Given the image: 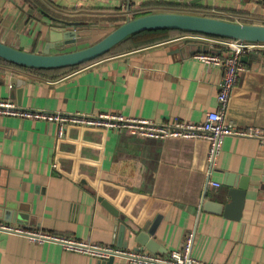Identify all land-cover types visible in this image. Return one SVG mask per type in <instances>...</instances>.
Instances as JSON below:
<instances>
[{
  "label": "crops",
  "instance_id": "1",
  "mask_svg": "<svg viewBox=\"0 0 264 264\" xmlns=\"http://www.w3.org/2000/svg\"><path fill=\"white\" fill-rule=\"evenodd\" d=\"M164 11L264 24V0H0V41L41 52L54 24L110 30L138 13ZM206 43L179 36L95 59L57 79L0 66V99L37 111L201 122L217 108L222 77L218 66L195 57ZM245 55L225 118L264 134V54ZM207 150L205 139L143 138L74 123L59 134L54 121L0 114V221L122 247L120 224L142 227L160 216L154 240L163 251L153 253L180 249L193 232L191 254L203 263L264 264V142L225 136L210 174L218 186L205 184ZM229 174L236 182L247 179L239 219L201 209L203 196L228 200ZM136 246L129 241L122 248L150 251ZM100 259L0 231V264H97ZM112 264L133 263L115 257Z\"/></svg>",
  "mask_w": 264,
  "mask_h": 264
},
{
  "label": "built area",
  "instance_id": "2",
  "mask_svg": "<svg viewBox=\"0 0 264 264\" xmlns=\"http://www.w3.org/2000/svg\"><path fill=\"white\" fill-rule=\"evenodd\" d=\"M128 3V0H122ZM187 38L197 37L207 42L205 50L195 53V57L207 64L218 66L222 70L217 93L218 105L216 110L208 111L201 122L174 120L171 122L156 123L148 119L137 117H124L120 114H66L61 112L29 110L16 106L13 102L0 99V114L20 116L25 118L54 121L58 124L59 134L70 123L87 126H102L118 130H126L131 136L143 138H182L205 139L208 141L207 162L209 168L206 172V186L219 183L210 180V174L217 158L222 141L227 135L257 137L264 142V134L259 128H239L225 118L227 101L235 86L239 73L244 69L241 56L251 52L264 54V42L247 41L233 38H213L204 35H183ZM219 48H217V47ZM225 50V53L218 52ZM0 231L12 232L28 237L35 242L50 241L60 244L67 250L77 251L101 259L110 256L122 257L133 264H206L191 254L194 234L188 232L180 249L173 250L168 255L153 253L147 250H129L111 245H100L94 242L79 240L69 236L25 229L0 221Z\"/></svg>",
  "mask_w": 264,
  "mask_h": 264
},
{
  "label": "water",
  "instance_id": "3",
  "mask_svg": "<svg viewBox=\"0 0 264 264\" xmlns=\"http://www.w3.org/2000/svg\"><path fill=\"white\" fill-rule=\"evenodd\" d=\"M158 28H179L243 41L264 42V24L244 23L195 13L164 11L128 18L96 40L92 33L99 29L97 26L83 23L54 24L50 27L48 39L41 52L21 50L0 41V57L31 67H59L78 64L101 56L134 32ZM85 43L86 45L79 48L63 51L71 46ZM51 50H58V52H51ZM246 57V55L241 56V60L244 61ZM21 83L22 80L17 81L18 99ZM233 176V174H229L226 181L229 186L227 190L228 200L220 201L203 196L201 209L215 214H223L232 219L240 218L244 206L247 179L241 178L236 182ZM261 180L264 181V169ZM99 199L103 201L102 198ZM102 203L115 216H118L117 210L109 202L103 201ZM21 216L23 215L19 214L20 218H22ZM159 220L160 216H157L152 222L145 223L142 227L130 226L126 228L123 223L120 224L118 245L126 247L129 241H133L140 248L145 247L152 252H162L163 250L154 240L155 228ZM139 247L136 246L135 249H140ZM114 258L110 256L106 259H100L97 264H112Z\"/></svg>",
  "mask_w": 264,
  "mask_h": 264
},
{
  "label": "trees",
  "instance_id": "4",
  "mask_svg": "<svg viewBox=\"0 0 264 264\" xmlns=\"http://www.w3.org/2000/svg\"><path fill=\"white\" fill-rule=\"evenodd\" d=\"M146 13H149V12L138 13L135 16L146 14ZM200 14L207 15V16H213V17H219V18L228 19V20H234L233 18L222 17V16H218L215 14H211L209 12H202ZM239 21L244 22V23H252L251 21L246 20V19H241ZM183 35H204V36L213 37V38H225L222 36L210 35L206 33H200V32H196L192 30H185V29H179V28L146 29V30L134 32L126 36L118 44L114 45L111 49H109L104 54H102L101 56L95 59L108 56V55H115V54L125 52V51H130L133 49L141 48L147 45H152L155 43H159V42L172 39L175 37L183 36ZM95 59L88 60V61L78 63V64L59 66V67H31V66L14 63L12 61H9V60H6L0 57V66H7V67H11L15 69L16 71H24V72L32 73L44 79H57L61 76L68 74L74 69L80 66H83Z\"/></svg>",
  "mask_w": 264,
  "mask_h": 264
},
{
  "label": "rangeland",
  "instance_id": "5",
  "mask_svg": "<svg viewBox=\"0 0 264 264\" xmlns=\"http://www.w3.org/2000/svg\"><path fill=\"white\" fill-rule=\"evenodd\" d=\"M110 30H112V29H110ZM110 30H106L105 28L102 27L101 29H97V31L95 33H92V34L94 35V39L96 40L99 37L103 36L105 33L109 32ZM86 43L82 44V46L86 45Z\"/></svg>",
  "mask_w": 264,
  "mask_h": 264
}]
</instances>
